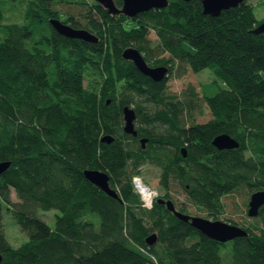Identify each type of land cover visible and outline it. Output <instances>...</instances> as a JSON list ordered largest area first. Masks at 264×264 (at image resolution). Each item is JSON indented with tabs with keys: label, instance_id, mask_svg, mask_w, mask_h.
Returning <instances> with one entry per match:
<instances>
[{
	"label": "trees",
	"instance_id": "trees-1",
	"mask_svg": "<svg viewBox=\"0 0 264 264\" xmlns=\"http://www.w3.org/2000/svg\"><path fill=\"white\" fill-rule=\"evenodd\" d=\"M6 1L0 161L10 163L0 172V264H264V205L258 219L240 224L246 234L220 241L157 201L171 198L189 213L171 194L175 181L216 219L223 196L264 188V32L253 31L264 18L254 3L212 15L201 0H168L128 16L96 0H12L25 3L23 17L8 20ZM51 18L98 39L67 36ZM129 45L150 64H166L167 74L143 73L122 55ZM206 67L209 80L168 90L171 76ZM124 105L136 111L137 135L123 129ZM206 108L212 116L198 121ZM221 132L239 145L218 148L212 139ZM145 163L160 168L163 187L150 207L132 181ZM86 168L105 170L118 196L91 182ZM3 207L28 236L17 246L6 237ZM50 208L60 210L54 226L39 213ZM154 231L157 240L148 244Z\"/></svg>",
	"mask_w": 264,
	"mask_h": 264
},
{
	"label": "water",
	"instance_id": "water-1",
	"mask_svg": "<svg viewBox=\"0 0 264 264\" xmlns=\"http://www.w3.org/2000/svg\"><path fill=\"white\" fill-rule=\"evenodd\" d=\"M101 3L111 13H124L128 16H135L141 11L150 9L152 7H163L168 4V0H123L122 4L118 6L115 0H96ZM203 4V12L212 15H217L224 8L237 5L242 0H201ZM53 26L61 33L67 36L80 37L87 40H97L98 37L90 30L84 27H74L59 18L50 19ZM254 32H264V19L259 21L253 28ZM122 55L132 60L135 65L143 73L148 74L154 79H162L168 72V66L166 64H150L144 57L143 53L134 45L125 47L122 51ZM123 129L131 134L137 135L138 129L136 127V111L130 105L123 106ZM102 140L110 141L112 137L110 135H103ZM147 137H140L142 145H145ZM213 144L218 148L235 147L239 145V141L227 132H221L216 134L212 139ZM183 154H186V147L181 148ZM8 160L0 161V172L3 171L8 165ZM85 176L93 183L98 185L101 189L107 193L118 196L117 191L109 183L108 173L101 168H86L84 170ZM157 201L165 203L168 209H170L177 217L182 220L189 221L194 227L199 229L209 237L215 238L220 241H226L233 239L236 236L244 235L247 230L241 225L233 222H229L220 218L212 219L199 214H191L179 210L175 202L171 198L157 197ZM264 205V188L256 189L250 194L248 200L247 213L250 216L257 215L260 207ZM148 244H152L157 240V233L151 232L145 238ZM2 254L0 253V261Z\"/></svg>",
	"mask_w": 264,
	"mask_h": 264
},
{
	"label": "rangeland",
	"instance_id": "rangeland-1",
	"mask_svg": "<svg viewBox=\"0 0 264 264\" xmlns=\"http://www.w3.org/2000/svg\"><path fill=\"white\" fill-rule=\"evenodd\" d=\"M254 3V12L258 19L264 18V3H261L262 0H250ZM264 1V0H263ZM19 1L8 0L5 2L7 7L6 10V18L8 20H20L23 17V8L25 3L19 4ZM149 37L152 40V43L155 44L157 41V36L153 30L149 32ZM168 53L165 52L164 55ZM211 70L206 67L199 71H194L191 68H187L186 72L181 76H171L168 80V90L173 92H180L184 89L189 83L195 84L199 86L201 81L209 80L212 77ZM212 116L211 111L206 108L203 114L197 116L198 121H205ZM141 173L139 175L142 177V180L155 188L157 192H162L163 187L160 184V168L157 165L151 163H145L141 167ZM171 194L178 204L185 203L189 213L191 214H199L213 219V215H208L207 211L201 210L197 208L195 205L190 203L187 200L184 189L175 181H171ZM12 198L16 199V192L12 189L11 192ZM247 197L248 195L245 192H234L222 197L224 202V210L216 217L226 221H235L239 224H247L249 221H255L256 216H249L247 214ZM3 211V222H4V230L7 239L9 242L17 246L23 241H25L28 236L22 231L20 225L16 221V219L12 216V214L6 210L5 207L2 209ZM60 210L58 208H50V209H39V213L45 220L48 222L50 226H54L56 214L59 213Z\"/></svg>",
	"mask_w": 264,
	"mask_h": 264
},
{
	"label": "built area",
	"instance_id": "built-area-1",
	"mask_svg": "<svg viewBox=\"0 0 264 264\" xmlns=\"http://www.w3.org/2000/svg\"><path fill=\"white\" fill-rule=\"evenodd\" d=\"M132 181L136 191L140 195L142 205L150 207L158 195L157 190L144 182L139 174H134Z\"/></svg>",
	"mask_w": 264,
	"mask_h": 264
},
{
	"label": "flooded vegetation",
	"instance_id": "flooded-vegetation-1",
	"mask_svg": "<svg viewBox=\"0 0 264 264\" xmlns=\"http://www.w3.org/2000/svg\"><path fill=\"white\" fill-rule=\"evenodd\" d=\"M258 189H260V188H258ZM256 190V189H255ZM254 191V190H253ZM253 191H251L250 193H246L247 195H248V197H247V209H248V200H249V198H250V194L253 192ZM261 208V207H260ZM260 210V209H259ZM259 213V212H258ZM248 214V213H247ZM249 215V214H248ZM250 216V215H249ZM254 216H256V215H254ZM238 224V223H237ZM240 225V224H239Z\"/></svg>",
	"mask_w": 264,
	"mask_h": 264
}]
</instances>
